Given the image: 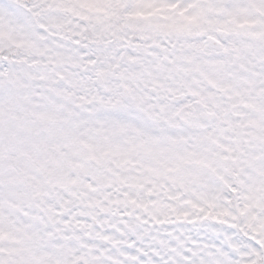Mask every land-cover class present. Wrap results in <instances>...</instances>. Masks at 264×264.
I'll return each instance as SVG.
<instances>
[{
    "label": "snow or ice",
    "instance_id": "obj_1",
    "mask_svg": "<svg viewBox=\"0 0 264 264\" xmlns=\"http://www.w3.org/2000/svg\"><path fill=\"white\" fill-rule=\"evenodd\" d=\"M0 264H264V0H0Z\"/></svg>",
    "mask_w": 264,
    "mask_h": 264
}]
</instances>
